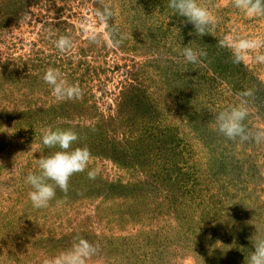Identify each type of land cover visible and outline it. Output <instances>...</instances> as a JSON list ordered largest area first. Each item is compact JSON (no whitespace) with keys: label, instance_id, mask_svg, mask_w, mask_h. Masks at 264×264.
Returning <instances> with one entry per match:
<instances>
[{"label":"rangeland","instance_id":"rangeland-1","mask_svg":"<svg viewBox=\"0 0 264 264\" xmlns=\"http://www.w3.org/2000/svg\"><path fill=\"white\" fill-rule=\"evenodd\" d=\"M168 2L0 0V264H44L77 238L99 245L88 264H245L251 238L264 237V143L228 140L214 121L250 88L244 123L264 131V65L256 53L233 63L232 49L219 44L229 35L264 37V18L248 17L232 0H205L217 22L199 37ZM105 4L113 11L107 27L96 15ZM61 36L73 44L64 52L55 46ZM120 37V47L108 43ZM190 42L207 51L203 63L184 61ZM49 68L82 97L57 99L43 79ZM128 83H138L149 112L122 108ZM49 128L76 131L72 149L85 145L83 131L92 128L97 149L68 192L57 188L38 209L25 177L40 172V157L60 150L43 145ZM104 140L105 147H150V162L144 170L119 166L98 154ZM162 147L174 152L167 161ZM105 182L131 185L137 195H107Z\"/></svg>","mask_w":264,"mask_h":264},{"label":"clouds","instance_id":"clouds-1","mask_svg":"<svg viewBox=\"0 0 264 264\" xmlns=\"http://www.w3.org/2000/svg\"><path fill=\"white\" fill-rule=\"evenodd\" d=\"M232 5L242 11L248 17L264 18V0H232ZM168 7L179 16L185 18L184 23H190L199 37L207 35L212 31L217 22L213 12L206 6L205 0H169ZM98 19L108 26V21L113 16L111 7L107 4L97 9ZM178 31L180 29L177 28ZM191 35V33H190ZM92 42L98 43L97 37H91ZM123 37L112 39L108 43L118 48L122 44ZM226 42L227 45H226ZM193 42L183 47L181 55L184 61L191 64L203 63L207 57V51L192 47ZM221 46H228L233 52V63L242 62L249 53L255 54V61L264 65V37H240L229 35L219 41ZM55 46L64 52L70 49L73 44L68 36H61ZM44 81L52 86L53 94L57 99H77L82 97V89L75 84H69L63 79L58 69L49 68L43 76ZM254 95L252 89H246L238 94L239 103L229 106L217 113L214 117L215 125L219 133L228 140L241 142L253 140L256 143H264V131L253 133L245 125L249 116L247 98ZM79 139V135L72 129H47L42 137V143L47 148L58 147L60 150L48 156H42L38 160L40 172H30L25 177V182L31 186L28 193L29 199L35 208L48 207L49 202L56 197V190L59 188L65 194L69 190L70 178L80 172H84L92 159V154L87 145L72 149L71 146ZM97 173L88 172V178L94 180ZM248 223L252 224V221ZM252 250L245 258V264H264V237L254 235L251 238ZM99 245L84 238H77L72 246L59 254L44 261V264H88L89 260L97 256Z\"/></svg>","mask_w":264,"mask_h":264},{"label":"trees","instance_id":"trees-1","mask_svg":"<svg viewBox=\"0 0 264 264\" xmlns=\"http://www.w3.org/2000/svg\"><path fill=\"white\" fill-rule=\"evenodd\" d=\"M136 79V78H135ZM139 85L138 83H128L126 84L124 87L121 88V93H120V97H121V105L123 106L122 108H126L128 107H135L136 110V114L140 115L139 112H149L150 108L152 107L150 104H148L147 101H144L145 95L141 92V90L139 89ZM133 118H128L127 121H134ZM151 121V119H149ZM132 124V123H130ZM133 125V124H132ZM149 126V125H147ZM92 129V128H91ZM89 128H86L87 132L84 130V139L86 140L85 145H87L89 147V149H91L93 147V149H97L95 148V145L93 146V137H92V132L94 131L91 130ZM105 140L103 141V144L101 143L99 146L103 147L101 148V153L98 152L99 155L101 156H107L108 154V158H110L111 160H113L115 163H117L119 166H123L125 165V163L132 164V165H136L141 167V169L143 168V164L150 162V158L151 156H149V154H147V152H150L149 150H151L150 147H145L141 144H139V142H136L137 144H132L131 142L126 141L125 143L121 144V143H115L114 141H112V143H109L110 147H105ZM83 145V146H85ZM134 145V146H133ZM82 146V147H83ZM133 149V150H132ZM160 151H163L164 153L162 154H158L160 155L159 158L163 159L164 161H167L166 159L171 156L174 155L172 151H165V149L162 147L160 149ZM110 153H113L115 156H111ZM177 153V152H176ZM179 155V154H178ZM132 161H131V160ZM173 170L174 173L179 171V169L181 168L178 165V161L173 162ZM181 165V164H180ZM161 168L164 170L165 166L162 165ZM145 168H143L144 170ZM167 171V170H166ZM154 182V180H152ZM144 183V182H143ZM152 183V182H151ZM151 183H144V185L146 184V186H149V189L155 190V188L152 186ZM104 188H106V190L104 191L105 194L109 195L110 193L113 194V196H117V197H127L128 198V194L125 193L126 191L129 192V189L131 188V185H121L120 183H110V184H105L103 185ZM141 186V185H140ZM142 187V186H141ZM137 189V188H136ZM141 189H144L143 187ZM131 190V189H130ZM129 193L133 194L131 195L132 197L135 198V194L137 195V191H130ZM108 197V196H106Z\"/></svg>","mask_w":264,"mask_h":264}]
</instances>
